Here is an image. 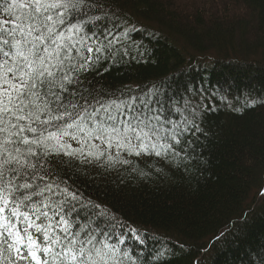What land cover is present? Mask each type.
Instances as JSON below:
<instances>
[{
  "label": "trees",
  "instance_id": "16d2710c",
  "mask_svg": "<svg viewBox=\"0 0 264 264\" xmlns=\"http://www.w3.org/2000/svg\"><path fill=\"white\" fill-rule=\"evenodd\" d=\"M101 3L89 15L107 16L88 27L102 43L107 30H133L114 55L98 54L83 87L103 89L105 100L163 101L181 142L178 156L120 151L130 163L107 168L106 152L99 163L59 166L60 179L101 206L81 215L106 211L97 221L136 264H261L264 0Z\"/></svg>",
  "mask_w": 264,
  "mask_h": 264
},
{
  "label": "snow or ice",
  "instance_id": "6c2138e0",
  "mask_svg": "<svg viewBox=\"0 0 264 264\" xmlns=\"http://www.w3.org/2000/svg\"><path fill=\"white\" fill-rule=\"evenodd\" d=\"M102 7L101 0H0V264H136L124 240L111 243L97 221L108 213L82 216L101 206L57 172L76 160L99 163L106 152L107 168L130 163L120 151L179 155L181 133L163 101L105 100L103 89L83 87L98 54L114 55L133 30H107L102 43L88 27L107 16L89 15Z\"/></svg>",
  "mask_w": 264,
  "mask_h": 264
},
{
  "label": "rangeland",
  "instance_id": "374dc122",
  "mask_svg": "<svg viewBox=\"0 0 264 264\" xmlns=\"http://www.w3.org/2000/svg\"><path fill=\"white\" fill-rule=\"evenodd\" d=\"M188 1H193V0H176V2H188ZM220 100H222L223 101V98H219ZM246 100V98H243L241 101H240V103H243L244 101ZM96 143H99L98 141L96 142ZM113 149H115V148H113ZM122 153H124V154H126L127 152L126 151H121ZM128 154V153H127Z\"/></svg>",
  "mask_w": 264,
  "mask_h": 264
}]
</instances>
